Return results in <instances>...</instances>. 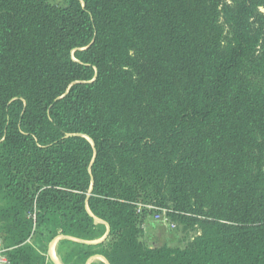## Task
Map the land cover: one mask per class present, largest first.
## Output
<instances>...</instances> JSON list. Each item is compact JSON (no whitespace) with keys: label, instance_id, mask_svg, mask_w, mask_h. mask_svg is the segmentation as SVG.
Instances as JSON below:
<instances>
[{"label":"trees","instance_id":"1","mask_svg":"<svg viewBox=\"0 0 264 264\" xmlns=\"http://www.w3.org/2000/svg\"><path fill=\"white\" fill-rule=\"evenodd\" d=\"M64 1L0 0L8 264H264V0Z\"/></svg>","mask_w":264,"mask_h":264},{"label":"rangeland","instance_id":"2","mask_svg":"<svg viewBox=\"0 0 264 264\" xmlns=\"http://www.w3.org/2000/svg\"><path fill=\"white\" fill-rule=\"evenodd\" d=\"M48 1L59 6L65 5L64 0ZM261 11L264 13L263 10ZM192 236L193 234L191 232L186 233L185 230L179 226L171 228L169 225L156 220L155 215H151L145 219L141 241L150 248L162 246L170 248H184L187 246ZM95 264H100V261H95Z\"/></svg>","mask_w":264,"mask_h":264},{"label":"built area","instance_id":"3","mask_svg":"<svg viewBox=\"0 0 264 264\" xmlns=\"http://www.w3.org/2000/svg\"><path fill=\"white\" fill-rule=\"evenodd\" d=\"M143 209L152 210L153 208L152 207H149V206H145V207H143ZM141 210H142V206L141 205H138L137 212L140 213ZM166 214H167L166 211H161L159 214H155V219L158 220L159 222H162L164 224L169 225L171 228H175V225L172 224L168 220ZM143 226H144V224L142 225V229H143ZM0 264H8V261H7L5 255H4V250L2 249V246H1V241H0Z\"/></svg>","mask_w":264,"mask_h":264},{"label":"crops","instance_id":"4","mask_svg":"<svg viewBox=\"0 0 264 264\" xmlns=\"http://www.w3.org/2000/svg\"><path fill=\"white\" fill-rule=\"evenodd\" d=\"M54 251L56 258L53 257L52 252ZM48 258L53 264H61L58 256L56 254V243L52 245V247H49V253H48ZM95 261H100V264H106L102 259L94 257L91 258L86 264H95Z\"/></svg>","mask_w":264,"mask_h":264},{"label":"water","instance_id":"5","mask_svg":"<svg viewBox=\"0 0 264 264\" xmlns=\"http://www.w3.org/2000/svg\"><path fill=\"white\" fill-rule=\"evenodd\" d=\"M106 228H107L106 234L104 235V237H103L101 240L96 241V242H91V243H88V244H97V243L102 242L105 238H107V235H108V232H109V227L106 226ZM56 241H57V240H55V241L50 245V248L52 247V245H54V244L56 243ZM97 258L102 259V260L107 264V262H106L103 258H101V257H97Z\"/></svg>","mask_w":264,"mask_h":264},{"label":"bare ground","instance_id":"6","mask_svg":"<svg viewBox=\"0 0 264 264\" xmlns=\"http://www.w3.org/2000/svg\"><path fill=\"white\" fill-rule=\"evenodd\" d=\"M52 255H53L54 258H56V255H55L54 251L52 252Z\"/></svg>","mask_w":264,"mask_h":264}]
</instances>
